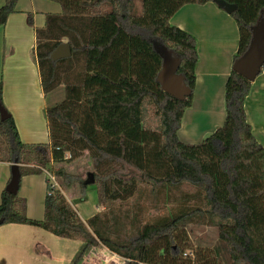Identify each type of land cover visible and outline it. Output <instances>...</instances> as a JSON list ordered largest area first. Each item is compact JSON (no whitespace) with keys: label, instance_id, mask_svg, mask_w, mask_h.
Returning a JSON list of instances; mask_svg holds the SVG:
<instances>
[{"label":"trees","instance_id":"trees-1","mask_svg":"<svg viewBox=\"0 0 264 264\" xmlns=\"http://www.w3.org/2000/svg\"><path fill=\"white\" fill-rule=\"evenodd\" d=\"M49 1L61 12L45 14L43 27L34 29L33 54L44 99L60 86L63 99L45 108L48 143L24 144L3 105L0 80V104L9 115L0 121V163L18 166V190L24 176L51 173L67 188L78 187L77 203L94 186L102 209L83 222L46 176L43 218L29 219L25 200L4 188L0 227L28 225L79 241L72 264L98 245L125 264H264V148L244 111L251 82L231 70L222 126L196 144L178 136L192 103L198 56L194 38L170 19L183 5L212 0H140L139 15L137 0ZM224 1L236 6L230 14L238 30L236 60L264 17V0ZM16 2L4 0L0 26ZM26 22L33 25L31 13ZM61 43H68L71 56L53 62ZM165 52L177 60L176 75L191 92L183 100L160 86ZM82 152L92 182L64 167L52 170ZM162 191L169 213L143 222V199L157 203ZM189 226L214 228L215 244L190 248Z\"/></svg>","mask_w":264,"mask_h":264},{"label":"crops","instance_id":"crops-1","mask_svg":"<svg viewBox=\"0 0 264 264\" xmlns=\"http://www.w3.org/2000/svg\"><path fill=\"white\" fill-rule=\"evenodd\" d=\"M3 4L4 0H0V8ZM60 12L59 4L49 0H17L14 12L0 26L2 102L24 144L49 141L44 114L47 103L33 54L34 29L43 27L45 14ZM28 13L33 15L32 26L26 22ZM170 24L194 38L198 56L192 103L184 112L178 136L181 138V133L187 130L201 133L200 139H204L224 122V86L238 48L237 26L213 2L183 5L171 17ZM244 111L251 133L264 148V70L251 82ZM11 166L0 163V196L9 182ZM46 176L47 173H42L21 179L18 196L25 200L29 219L43 218ZM81 245L37 227L6 224L0 227V264H72ZM77 264L125 262L98 245L88 249Z\"/></svg>","mask_w":264,"mask_h":264},{"label":"rangeland","instance_id":"rangeland-1","mask_svg":"<svg viewBox=\"0 0 264 264\" xmlns=\"http://www.w3.org/2000/svg\"><path fill=\"white\" fill-rule=\"evenodd\" d=\"M135 6L137 8L136 13L138 15L141 14L140 0H137L135 2ZM62 99L63 90L62 86H60L55 91L49 93L45 101L47 103V106H52L55 103L60 102ZM200 136L201 133H192L191 131L187 132L186 130L185 133H181L180 140L184 143L196 144L203 140L200 139ZM87 154V152H82L76 159H74L69 164L53 165L52 170L57 169L59 167H64L69 173L85 179L87 177V174L89 172H92V167L90 161L88 160ZM47 177L49 178L50 184L55 189L60 190L65 196L66 200L72 204L75 212L82 221L87 220L89 216L93 215L97 210L100 211L102 209L100 206L97 205L96 192L94 186H89L87 188L85 194L86 196L83 197L82 200L77 203H73L74 200H79L81 197L79 194L78 187L76 185H73L72 187L67 188L60 179L53 177L51 173L47 174ZM165 195L166 192L162 191L159 196L160 200L157 203H151L147 198L143 199V209L140 215L143 222L153 221L157 217H161L169 213L168 211L172 206L171 204H168L167 201H165ZM175 195L179 197L180 193L177 192ZM187 230L189 235L188 246L192 249L199 246L211 247L216 242L217 233L214 228L203 226H189ZM99 250L101 251L103 249L99 248ZM95 253L96 255L99 254L98 249L95 251Z\"/></svg>","mask_w":264,"mask_h":264},{"label":"water","instance_id":"water-1","mask_svg":"<svg viewBox=\"0 0 264 264\" xmlns=\"http://www.w3.org/2000/svg\"><path fill=\"white\" fill-rule=\"evenodd\" d=\"M212 2L225 13L231 14L236 6L229 4L224 0H212ZM71 56V50L68 43L58 45L50 55V59L56 62L60 59H66ZM162 66L159 77V83L162 90L177 100H183L190 95V90L186 87L182 77L176 75L178 62L172 58L170 53L162 54ZM264 64V17H261L251 28V39L247 50L236 60L233 61L231 70L247 81H254L259 75ZM7 111L0 104V121L8 117ZM11 176L5 190L8 193L16 194L18 192V183L20 174L18 166H11ZM85 183L92 182V176L87 175Z\"/></svg>","mask_w":264,"mask_h":264},{"label":"built area","instance_id":"built-area-1","mask_svg":"<svg viewBox=\"0 0 264 264\" xmlns=\"http://www.w3.org/2000/svg\"><path fill=\"white\" fill-rule=\"evenodd\" d=\"M114 256V255H113ZM116 257V256H115ZM124 261V260H123ZM125 262V261H124Z\"/></svg>","mask_w":264,"mask_h":264}]
</instances>
